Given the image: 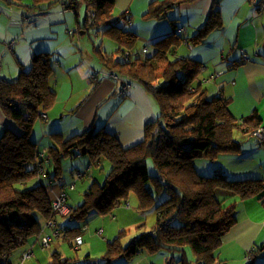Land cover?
<instances>
[{
    "label": "trees",
    "instance_id": "obj_1",
    "mask_svg": "<svg viewBox=\"0 0 264 264\" xmlns=\"http://www.w3.org/2000/svg\"><path fill=\"white\" fill-rule=\"evenodd\" d=\"M3 1L39 13L61 6L75 11L77 16L83 2L89 12H95V20L90 24L87 15L79 31L104 34L118 44L113 53L104 51L103 43L94 46L103 67L123 80L141 84L160 112L145 126L144 140L134 145L123 146L117 134L94 128L70 137L52 133L54 143L41 149L32 132L37 121L47 120L43 115L56 103L57 94L50 86L55 72L54 53L34 55L30 70H22L16 79L0 77V108L18 127H6L0 136V264L32 259L33 240L40 248L49 249L54 241L64 239L78 253L91 214L107 216L120 205L130 207L132 195L137 198L138 210L155 211L153 227L144 230L145 224L140 223L135 227L140 233L126 245L123 240L132 233L131 228L120 230L107 242L104 264H112L118 257L132 259L161 250L179 252L180 264H225L216 250L237 222L238 202L258 197L264 205V180L231 177L220 160L222 156L241 153L237 129L254 135L264 147L254 134L264 125L258 113L237 118L231 112L229 98L209 95L201 78L203 64L189 57H173L177 42L171 38H177L176 27L154 43L153 55L145 59L134 56L139 36L124 25L129 18L125 11L117 12L116 0H32L31 4ZM192 1H154L145 17L162 18L169 7ZM219 3L220 0L195 43L223 26ZM90 42L95 44L93 38ZM44 149L41 172L38 157ZM79 156H89L92 162L82 169H71L67 180L65 161ZM94 167L104 173L103 181L91 179ZM89 179L92 181L87 188L75 190ZM54 183L61 184V188L51 196ZM79 191L83 201L75 206L69 195ZM62 194L70 207L67 214L54 208V201ZM54 228L61 230L59 235L54 236ZM78 236L80 244L75 241ZM44 237L49 238L47 243ZM187 246L193 250L194 262ZM28 250L33 256L23 258ZM54 261L64 262L56 256ZM164 264L171 262L166 259Z\"/></svg>",
    "mask_w": 264,
    "mask_h": 264
},
{
    "label": "crops",
    "instance_id": "obj_2",
    "mask_svg": "<svg viewBox=\"0 0 264 264\" xmlns=\"http://www.w3.org/2000/svg\"><path fill=\"white\" fill-rule=\"evenodd\" d=\"M154 1L166 0H116V8L117 12L125 11L128 15L129 21L121 20L124 25L134 30L139 39L150 43L154 51V43L173 32L174 27L184 28L180 33L175 32L178 39L171 38L177 42L174 44L173 57H189L200 61L203 64L201 78L205 80L204 86L208 88L209 95L223 94L229 98L231 112L237 118L256 111L264 123V11L260 12L248 0H220L223 26L205 34L195 43V37L205 27L219 0L185 2L169 7L162 18L145 17ZM22 2L31 4L32 0ZM81 5L77 16L75 11L61 6L39 13L0 0V77L16 79L22 70H30L34 55L54 53L56 64L50 86L57 98L47 113V120L37 121L34 126L32 138L39 144V148L54 143L52 133L58 132L70 137L94 128H104L117 134L123 146L134 145L144 140L145 126L157 118L159 106L141 84L133 81H130L132 85L128 93L121 94L124 81L129 80H123L117 74L113 76L103 67L99 58L98 63L91 60L84 73L80 71L78 75L71 74L70 69L83 61L87 48L80 39V34L85 32L79 31V24H84L89 11L84 6L83 17L80 13ZM76 35L79 36L78 41L74 40ZM9 44L12 46L8 47ZM117 48L116 41L111 42V47L103 43V50L108 53H113ZM145 48L149 51V45L144 46L143 52H146ZM137 51L135 46L133 55L139 57ZM58 52L63 53L66 60H60L56 56ZM243 55H247L248 59L242 63L239 61ZM217 72L220 75L215 77ZM97 81L99 83L96 85ZM6 127L18 129L0 108V136ZM235 136L241 141L242 150L239 154L221 157L224 171L234 178L255 177L264 180V147L254 135H245L240 129H237ZM91 162L89 156L67 159L64 173L66 179H70L71 169H82ZM91 177L103 181L105 175L94 167ZM91 179L83 180L75 190L83 191ZM60 186L59 183L52 185L51 196L58 194ZM81 191L69 195V200L75 206L83 201ZM127 208L130 207L120 205L117 208L113 220H119L117 227L107 224L109 220L106 216L91 214V221L84 233V244L78 253L67 240L59 239L49 249L40 248L26 264H54L55 256L64 261L56 264H87L89 259L90 262H96L94 257L98 255L104 259L107 242L118 235L116 233L119 229L132 225L136 227L147 219L145 215L134 217L132 210ZM236 218V224L223 236L216 254L225 264H244L245 255L254 248L255 263L259 258L258 250L264 254L263 203L258 197L240 200ZM100 228H103L102 234L98 233ZM164 259L160 262L149 254L141 253L127 262L118 257L112 264H164ZM191 261L194 262V258ZM261 262L264 264V258Z\"/></svg>",
    "mask_w": 264,
    "mask_h": 264
},
{
    "label": "rangeland",
    "instance_id": "obj_3",
    "mask_svg": "<svg viewBox=\"0 0 264 264\" xmlns=\"http://www.w3.org/2000/svg\"><path fill=\"white\" fill-rule=\"evenodd\" d=\"M85 5H84V3L82 2V5H81V10H80V13H81V15H83V17H84V9H85V7H84ZM81 36H80V39H81V41H82V43H83V45H87V48H86V50H85V52H84V55H83V61L81 62V63H79L78 62V64H77V67H75L74 69H70L72 72H71V74H73V75H78L79 73H80V71H82L83 73H84V71H86L87 69H88V65L90 64V61L92 60V61H94L95 63H98V57H97V55L92 51L93 49H94V46L95 45H99L101 42L102 43H104L106 46H110L111 47V42L112 41H115V40H113L112 39V37H109V36H107V35H104V34H102V36H97V32H93V31H91L90 32V35H88V34H80ZM91 38H93V40L95 41V44L93 43V42H91V43H89L90 42V40H91ZM75 41H78L79 40V36H75V39H74ZM89 44H91V46L89 45ZM149 45V51H146V52H143V48H144V46L145 45ZM10 45V46H9ZM8 45V47H11L12 46V44H9ZM136 49L138 50L137 52H139L140 53V55H139V57L140 58H142V59H145V58H148V57H150L151 55H153L154 54V48H153V46L150 44V43H148V42H144V41H142V39H139L138 41H137V43H136ZM105 49V48H104ZM55 56V55H54ZM56 56L57 57H59L60 58V60H63L64 61V59L66 60V57H65V55L63 54V53H57L56 54ZM55 64H56V61H53V67H55ZM218 75H220V73L219 72H217L216 74H215V77L216 76H218ZM205 81V80H204ZM125 82V81H124ZM130 82V81H129ZM79 88L81 89V88H83V86L81 87V86H79ZM76 92V91H75ZM207 164V163H206ZM151 165V164H150ZM199 165V164H198ZM201 165V164H200ZM79 188V187H78ZM132 198H130L129 200V206H130V208H127L128 210L129 209H131L132 210V214L134 215V217H139V215H145V217H147V219H145L143 222H142V224L144 223L145 224V227H144V230H151V228L153 227V224H154V222H155V211L154 210H150V211H145V212H143V211H141V210H138V207H137V205H138V201H137V198H136V196L135 195H132L131 196ZM122 207H126V206H122ZM118 208V207H117ZM115 209L114 210V212H113V214H111V215H107L106 217H107V219L109 220V222H107V224L109 223V225H114V226H116L117 227V224L119 223V220L118 221H113L115 218H116V212H117V210L118 209ZM134 210V211H133ZM113 216H115V217H113ZM120 216V215H119ZM103 217V216H102ZM88 220H89V223H90V221H91V218L89 217L88 218ZM113 221V222H112ZM88 223V224H89ZM127 228H131L130 230L132 231V233L125 239V240H123V242H124V244L126 245V244H128L130 241H131V239L132 238H134L135 236H137L139 233H140V231H138V230H136V228H135V225H132V226H129V227H127ZM127 228H124V229H127ZM120 230H123V228L122 229H119L118 231H117V233H116V235L120 232ZM129 230V229H128ZM116 237V236H115ZM114 237V238H115ZM113 238V239H114ZM33 245H34V252H36L37 253V251L40 249V245H38V244H36V242L34 243V240L31 242ZM187 251L189 252V256H191L192 258H194V260H195V255H194V253H193V250H192V248H191V246H187ZM21 251H19L18 253H20ZM150 255V254H149ZM258 255H259V258H258V260L255 262V263H252V264H263V262H261V260L264 258V254L262 255V251L261 250H258ZM157 258V259H159L160 260V262H161V260L162 259H164V257H166L164 260L166 261V259H168V261L169 262H171V264H178V262H177V259L180 257V253L179 252H177V251H169V250H161V251H159V252H157V253H155V254H152L151 255V258ZM123 259H124V261L125 262H127V260L129 259V258H126V257H122ZM191 258V259H192ZM94 259L96 260V263L97 264H104V259L102 258V256L101 255H98V256H95L94 257ZM130 260V259H129ZM29 260H25V261H23L22 263H18V264H26L27 262H28ZM17 262V261H16ZM55 262V261H54ZM58 261H56L55 263H57ZM89 262H90V259H89V261L87 262V264H89ZM15 264V263H14ZM58 264H65V263H58ZM68 264H71V263H68Z\"/></svg>",
    "mask_w": 264,
    "mask_h": 264
},
{
    "label": "built area",
    "instance_id": "obj_4",
    "mask_svg": "<svg viewBox=\"0 0 264 264\" xmlns=\"http://www.w3.org/2000/svg\"><path fill=\"white\" fill-rule=\"evenodd\" d=\"M248 1H250L253 5H255L256 8L260 12L264 11V0H248ZM88 19H89L88 22L90 24L94 22V20H95V12L93 10H91L88 13ZM182 30H184V28H178L177 29L178 33H180ZM147 50H148L147 48L144 49V51H147ZM247 59H248L247 55H243L242 60L246 61ZM0 66H1V64H0ZM113 76H115V75L113 74ZM131 85L132 84L129 81H125L123 83V86H122L121 90H120L121 94H127L129 89H130V87H131ZM43 117H44V119H46L47 115L44 114ZM254 134L258 137L259 141L264 146V125L261 126L260 128H258L254 132ZM45 153H46V149L42 150V152L39 153V157H38V166H39L38 168H39V170L41 172L44 169L43 166H42V162L45 159ZM54 208H55V211H59V212H61L63 214H67L70 211V207L65 203V198L63 197V194H62V196H59V198L54 201ZM85 228H86V226H84L82 229L84 230ZM60 231H61L60 229L54 228V230H53L54 236L59 235ZM99 233H103V229H100ZM48 240H49L48 237H44L43 238V241L45 243H47ZM75 241H77L78 244H80L81 241H82L81 236L76 237ZM253 253H254V248H251L249 250V252L245 255V263L244 264H252L254 262ZM31 256H33V252H32V250H28L24 254L23 258H30ZM89 264H97V263L96 262H90Z\"/></svg>",
    "mask_w": 264,
    "mask_h": 264
}]
</instances>
